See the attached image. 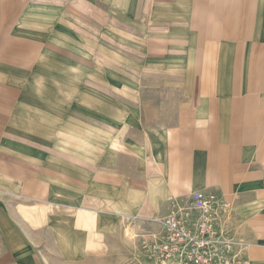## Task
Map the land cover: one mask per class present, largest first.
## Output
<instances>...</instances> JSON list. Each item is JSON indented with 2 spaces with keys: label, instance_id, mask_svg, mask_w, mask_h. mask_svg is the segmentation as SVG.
<instances>
[{
  "label": "crops",
  "instance_id": "obj_1",
  "mask_svg": "<svg viewBox=\"0 0 264 264\" xmlns=\"http://www.w3.org/2000/svg\"><path fill=\"white\" fill-rule=\"evenodd\" d=\"M132 55L171 125L132 101ZM201 191L264 264V0H0V264H142L122 229Z\"/></svg>",
  "mask_w": 264,
  "mask_h": 264
},
{
  "label": "built area",
  "instance_id": "obj_2",
  "mask_svg": "<svg viewBox=\"0 0 264 264\" xmlns=\"http://www.w3.org/2000/svg\"><path fill=\"white\" fill-rule=\"evenodd\" d=\"M158 231L129 234L142 264H250L234 205L210 192L172 198Z\"/></svg>",
  "mask_w": 264,
  "mask_h": 264
},
{
  "label": "rangeland",
  "instance_id": "obj_3",
  "mask_svg": "<svg viewBox=\"0 0 264 264\" xmlns=\"http://www.w3.org/2000/svg\"><path fill=\"white\" fill-rule=\"evenodd\" d=\"M131 3L134 0H130ZM116 7L122 5V0H115ZM136 55H132V82L135 85L142 86L141 90L132 87V101L139 100L138 104L142 107L144 114L147 117L146 125L150 128H165L172 124L174 115L177 109V92H171L170 79L161 78L157 82L154 78V72L150 63H147V70H139V61L135 58ZM160 79V78H159ZM162 86V89L156 87ZM174 95V97H172ZM181 96V94H180ZM172 98H175L172 100ZM180 98V97H179ZM159 100V101H158ZM137 102V101H136ZM129 234L132 235V231L129 227L122 229V234H118V237L114 239L120 246L130 249L133 245ZM134 234V233H133ZM128 242V243H127ZM130 244V245H129Z\"/></svg>",
  "mask_w": 264,
  "mask_h": 264
}]
</instances>
